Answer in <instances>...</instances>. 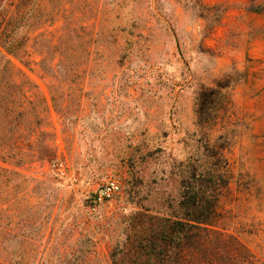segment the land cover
Listing matches in <instances>:
<instances>
[{
	"label": "rangeland",
	"instance_id": "obj_1",
	"mask_svg": "<svg viewBox=\"0 0 264 264\" xmlns=\"http://www.w3.org/2000/svg\"><path fill=\"white\" fill-rule=\"evenodd\" d=\"M1 30L0 264H114L193 172L174 264H264V0H0Z\"/></svg>",
	"mask_w": 264,
	"mask_h": 264
},
{
	"label": "trees",
	"instance_id": "obj_2",
	"mask_svg": "<svg viewBox=\"0 0 264 264\" xmlns=\"http://www.w3.org/2000/svg\"><path fill=\"white\" fill-rule=\"evenodd\" d=\"M0 34L3 36L4 31L1 30ZM13 43L14 40L1 39L0 44L4 51L0 53V57L4 60L2 70L9 62L7 55L16 54ZM210 185L211 182L206 183L200 175L193 172L186 183H183L182 193L172 213L166 217L149 216L148 222L141 225V232L136 233V238L126 235L125 241L118 244V251L112 254L113 263L174 264L176 259H171L169 252L171 253L172 250L179 252L190 227L207 219L204 210L207 212L208 209L205 202Z\"/></svg>",
	"mask_w": 264,
	"mask_h": 264
},
{
	"label": "built area",
	"instance_id": "obj_3",
	"mask_svg": "<svg viewBox=\"0 0 264 264\" xmlns=\"http://www.w3.org/2000/svg\"><path fill=\"white\" fill-rule=\"evenodd\" d=\"M121 189L122 185L116 178H108L95 191L92 199L93 206L113 201L120 194Z\"/></svg>",
	"mask_w": 264,
	"mask_h": 264
}]
</instances>
